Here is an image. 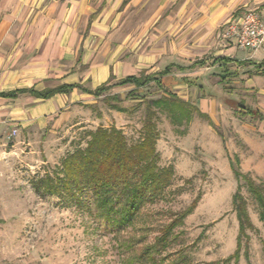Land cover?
<instances>
[{"label": "rangeland", "instance_id": "rangeland-1", "mask_svg": "<svg viewBox=\"0 0 264 264\" xmlns=\"http://www.w3.org/2000/svg\"><path fill=\"white\" fill-rule=\"evenodd\" d=\"M123 1L116 38H128L120 57L129 66L124 75H159L173 66L171 74L163 78V89L151 84L138 100H126L134 86H114L99 98L67 104L45 128L0 123V264H264V208L246 181L235 177L231 162L239 159L240 172L264 187V121L238 108L244 104L264 115V55L249 53L246 62L255 64L232 62L222 70L213 65L221 55L217 36L223 23L247 10L264 17V0H144L136 6ZM43 8L0 0V23L44 16ZM11 30L0 25V35ZM162 38L173 46L159 67H150L153 60L138 62L140 54L148 55ZM240 52L235 50L233 61L242 60ZM199 61L206 62L203 68H189ZM167 90L207 113L214 125L194 112L189 121H172L170 113L154 107L159 166L173 167L175 176L161 198L144 205L130 224H118L122 202L110 212L91 195L72 199L34 190L32 184L45 175L59 176L62 160L84 148L99 126H115L129 144L138 142L147 102ZM115 95L126 112L112 108L116 102L110 97ZM238 185L252 228L241 235L239 258L226 263L240 236L233 207ZM198 196L195 210L171 232L169 246L162 250L157 244L161 230Z\"/></svg>", "mask_w": 264, "mask_h": 264}, {"label": "crops", "instance_id": "crops-1", "mask_svg": "<svg viewBox=\"0 0 264 264\" xmlns=\"http://www.w3.org/2000/svg\"><path fill=\"white\" fill-rule=\"evenodd\" d=\"M21 1L36 8L43 6L40 13L44 16L7 19L0 23L12 27V33L0 35V93L22 89L40 92L64 84H81L94 90L108 82L111 76L117 79L126 77L124 73L129 66L120 57L128 38H116V27L124 13L120 9L123 0ZM143 2L144 0H130L128 6ZM158 42L161 45L166 43V47L156 46L148 55L140 54L138 62L153 60V65L150 66L152 68L159 62L161 64L172 42L164 38ZM200 45L206 46L207 43L201 41ZM218 45L222 49L218 53L221 55H218L213 65L219 69L222 70L232 62L240 66L255 64L246 62L249 52L241 50L239 54L242 60L233 61L235 50L238 49H224L219 43ZM261 53L264 55V52ZM202 62L206 64L205 61ZM141 64V68H147L144 63ZM81 68H86L84 74ZM221 76L224 78L226 75ZM90 97L93 96L78 90L69 95L57 94L48 100L37 99L28 94L20 95L16 100L0 97V123H10L13 127L45 128L67 104L72 105Z\"/></svg>", "mask_w": 264, "mask_h": 264}, {"label": "trees", "instance_id": "trees-1", "mask_svg": "<svg viewBox=\"0 0 264 264\" xmlns=\"http://www.w3.org/2000/svg\"><path fill=\"white\" fill-rule=\"evenodd\" d=\"M219 61H226L219 59ZM204 62L192 65L203 67ZM173 66H168L159 75H148L142 71L139 75H129L116 84L111 85L113 76L105 84L91 90L81 84H64L54 89L35 91L33 89L16 90L9 93H0V97L16 100L20 95L28 94L34 98L48 100L57 94L69 95L74 90L83 94L99 98L114 86H134L135 89L128 92L126 100H138L140 91L148 88L151 84L156 85L160 90L164 88L163 78L170 76ZM180 71L185 68L178 66ZM185 82V79L183 80ZM116 102L112 108L124 113L126 108L122 107V99L119 95L110 97ZM143 100V99H141ZM143 125V138L134 144H129L124 132L115 126L104 128L99 126L92 131L89 140L84 148H77L69 153L61 162L60 175L53 178L50 175L38 179L32 184L34 190L42 196H60L65 194L69 198L79 199L83 195H91L95 198L103 209L110 212L119 203H123L121 219L118 224L126 225L132 222L133 217L146 204H154L158 201L165 190L171 185L175 172L173 167L159 166V153L156 144L159 138L157 131L156 117L159 110L167 111L171 114L172 121L185 119L190 120L192 113H196L200 118L205 119L211 126L213 123L207 114L202 113L196 106L184 101L171 91H164L163 95L149 103L147 102ZM244 110L242 114L248 115L253 120H264V115L249 108L244 104L238 105ZM179 115L175 114V110ZM180 116V117H179ZM232 162V170L235 177L243 179L249 185L251 191L264 208V187L256 186L248 176L239 170V159L235 158ZM238 191L233 196V207L239 222L240 236L238 237L237 249L235 253L226 259V263L239 258L241 249V235H245L246 230L252 228L247 204ZM199 201V196L192 204L177 214V216L161 230V237L157 244L165 250L169 246L168 238L171 232L182 226L185 219L195 210ZM119 212V211H117ZM111 213H106L105 217H110ZM119 225V226H120Z\"/></svg>", "mask_w": 264, "mask_h": 264}, {"label": "built area", "instance_id": "built-area-1", "mask_svg": "<svg viewBox=\"0 0 264 264\" xmlns=\"http://www.w3.org/2000/svg\"><path fill=\"white\" fill-rule=\"evenodd\" d=\"M218 40L224 49L264 52V18L256 10L242 11L222 25Z\"/></svg>", "mask_w": 264, "mask_h": 264}]
</instances>
